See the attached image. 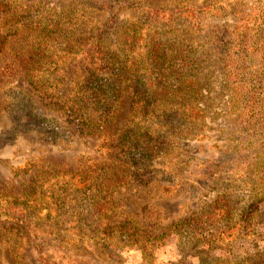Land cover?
<instances>
[{"label":"rangeland","instance_id":"rangeland-1","mask_svg":"<svg viewBox=\"0 0 264 264\" xmlns=\"http://www.w3.org/2000/svg\"><path fill=\"white\" fill-rule=\"evenodd\" d=\"M132 1L120 9L118 26L146 21L147 7L158 11L162 73L171 88L180 84L175 73L195 80L201 88L195 100L204 110L202 121L188 123L190 131L167 137L152 154L130 149L124 135L137 122L130 117L131 91L120 93L111 140L102 143L81 134L66 103L56 106L28 83L30 64L21 58L32 46L46 41L47 54L66 43L89 47L80 37L105 28L109 9H97V0H0L15 23L0 52V206L17 202L14 212L31 223L24 234L0 228V240L15 238L12 255L0 241V264H264V203L254 213L248 206L264 199L248 175L250 165L260 166L256 154L264 146V0ZM45 22L72 31L49 38L39 29ZM110 31L112 45L117 36ZM231 53L243 59L237 78L255 95L253 114L246 100L230 98L222 58ZM68 63L74 61L58 64V73ZM58 77L59 89L76 82ZM105 173L111 177L101 186ZM98 191L107 196V209L97 225L90 214ZM216 197L229 202L232 217L218 227L232 229L209 248L202 240L213 228L206 216ZM240 213L247 230L230 237ZM123 225L133 239L118 238L114 231Z\"/></svg>","mask_w":264,"mask_h":264},{"label":"trees","instance_id":"trees-1","mask_svg":"<svg viewBox=\"0 0 264 264\" xmlns=\"http://www.w3.org/2000/svg\"><path fill=\"white\" fill-rule=\"evenodd\" d=\"M132 2V0H97L95 7L103 11L109 9L111 18L107 21L105 28H97L91 31L92 33L96 31L95 34L80 37L88 40V43L91 42L89 47H86V44H80V47L77 48V43H66L65 47H62L59 51L54 49L51 50V54H47L52 46H48L46 41H42L37 47L32 46L31 52L21 59L25 60L24 64H30L29 74L27 75L29 85L45 98L53 101L56 106L61 104L62 107L66 103L65 109L68 110L67 112L71 116H74L75 125H77L81 134L95 136L102 143L111 140L110 124L115 118L120 93L131 91L132 111L130 117L133 120L137 119V122L135 126L131 125L124 128V135L131 138L128 143L130 149L138 150L141 147L152 154L163 150L167 137L172 139L174 136H178V131L182 132L184 129L190 131L188 123L194 125L193 122L202 121L204 110L199 107V102L195 100L201 90L195 80L185 79L175 73L174 77L179 78L180 84L175 88H171L168 85V77L165 73H162L161 57L164 56V53L159 49L157 22L163 17L158 14V11L149 12L153 9L147 7L145 12L146 21L144 19L141 22L140 17H137L129 22L124 21L128 23V26L120 29L116 22L118 21L119 11L123 6H130L129 4ZM8 13V5L0 3V52L11 34L13 24H15L11 21ZM64 25L60 22H45L40 23L39 29L42 34H47V37L56 39L64 36L65 33L63 32L72 31L70 27L64 28ZM110 29H113L112 34L117 36V43L115 42L112 45L107 42L108 35L112 32ZM119 32L120 34H118ZM48 41H51V39H48ZM78 55L81 58L75 57ZM222 59L224 61V76L228 81L231 80V84H229L231 100L234 102L241 98L246 100L250 104L247 111L248 115L253 114L254 101L252 99L255 98V95L244 89L237 78V71L242 65L243 59L234 53L227 54ZM67 60L74 61V64L68 63L64 71L61 74L58 73V64L64 65ZM143 60L148 62L147 68L144 70ZM171 72L174 71L171 70ZM58 75L67 78L68 81L74 79L76 82L72 87L65 86L59 89L57 86V82H60ZM175 100H178L179 103H176ZM180 100L182 101L180 102ZM171 117L173 118L170 119ZM143 121H148L149 126L138 128V125ZM146 135L152 137H149L148 141L142 140ZM132 140L133 144H131ZM256 155L260 166L250 165L248 175L251 177L252 187L256 186V189L261 188L264 190V146L263 152L259 151ZM110 177L106 173L101 174L99 185L102 186V182H108ZM102 193L101 191L96 192L93 195L91 204L93 214L90 215L97 218V225L98 220L105 217V210L107 209V196ZM218 199L216 197L213 200L214 210L207 213L206 216L208 223L213 225V228L208 233L209 238L202 241L209 248L219 239L224 238L227 229L228 232L232 229L227 225L218 227L223 220L229 224L232 218L229 216V202L225 200L218 201ZM259 203H264V199L260 198L256 202L248 204L253 213L258 212L257 204ZM17 204L14 201L10 203L7 209L0 206V228H11L16 230L17 234H24L27 233V228H30L31 223L26 222L28 221L27 218L24 219L21 215H16L13 206ZM22 206H25V204L22 203ZM239 215L238 221L234 223L238 228L234 233H228L230 237L241 234L240 229H244L241 225L244 216L241 213ZM91 225L93 224L90 223ZM100 230L99 228L98 231ZM114 232L121 241L123 238H134V235L125 225L120 226ZM245 235L247 236L249 233H245ZM197 236L200 237V235ZM14 239L11 236L0 240L3 242V246L7 247L4 251H7L10 255L13 254L10 248ZM108 240L110 241V236L107 238Z\"/></svg>","mask_w":264,"mask_h":264}]
</instances>
